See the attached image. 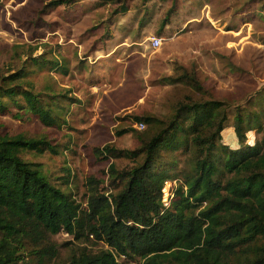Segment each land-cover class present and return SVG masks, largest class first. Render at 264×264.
<instances>
[{"label": "trees", "instance_id": "1", "mask_svg": "<svg viewBox=\"0 0 264 264\" xmlns=\"http://www.w3.org/2000/svg\"><path fill=\"white\" fill-rule=\"evenodd\" d=\"M76 1L49 0L43 9ZM121 6L123 12L126 5ZM43 66L60 73L69 69L64 56L28 51L19 67L0 74V111L59 127L78 99L67 94L69 89H35L29 74ZM262 99L260 91L236 105L233 132H228L237 138L234 146L220 142L221 131L230 125L227 104L218 98L180 100L166 120L135 115L150 130L135 132L134 147L92 146L96 158L112 159L106 179L87 176L84 205L69 188L51 181L39 162L23 156L29 150L58 153L53 137L9 133L0 125V264H47L57 255L52 236L62 230L103 244L77 246L66 264H125L117 256L138 258V264H264ZM129 130L135 129L121 127L115 133ZM251 130L262 132L252 143L246 141ZM173 154H187L190 163L180 167ZM117 157L132 164L117 167ZM167 179L176 184L164 204Z\"/></svg>", "mask_w": 264, "mask_h": 264}, {"label": "rangeland", "instance_id": "2", "mask_svg": "<svg viewBox=\"0 0 264 264\" xmlns=\"http://www.w3.org/2000/svg\"><path fill=\"white\" fill-rule=\"evenodd\" d=\"M48 1L0 0V74L19 67L28 51L64 56L66 73L43 66L29 77L35 89H69L67 94L78 100L71 102L59 127L6 111H0V125L9 133L53 137L60 144L58 153L29 150L23 156L39 162L49 179L69 188L82 205L87 176L106 179L112 159L96 158L92 146L108 142L134 147L135 132L150 130L146 123L136 129L135 115L166 120L180 100L218 98L227 104L230 125L221 131L220 142L237 143L228 135L236 105L264 93V0H77L44 10ZM121 4L126 5L123 12ZM153 35L162 37L157 47L150 45ZM121 127L135 130L116 134ZM261 134L251 130L246 141L252 143ZM173 155L180 167L190 163L187 154ZM113 159L117 167L132 164L126 157ZM52 239L57 255L47 264H66L82 244L103 246L63 230ZM117 258L138 264V258Z\"/></svg>", "mask_w": 264, "mask_h": 264}, {"label": "built area", "instance_id": "3", "mask_svg": "<svg viewBox=\"0 0 264 264\" xmlns=\"http://www.w3.org/2000/svg\"><path fill=\"white\" fill-rule=\"evenodd\" d=\"M162 37L158 35H153L150 38V45L157 47L161 44ZM136 127L138 129L143 128L144 123L142 121H138ZM165 185L162 187V197L161 200L163 201L164 204H167L169 198L172 196V186L173 183L171 181L165 180L164 181Z\"/></svg>", "mask_w": 264, "mask_h": 264}]
</instances>
